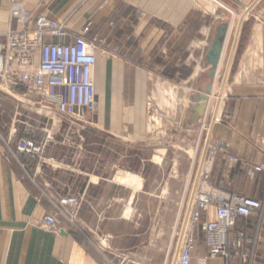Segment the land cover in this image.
I'll return each instance as SVG.
<instances>
[{
    "label": "crops",
    "instance_id": "0c3cea01",
    "mask_svg": "<svg viewBox=\"0 0 264 264\" xmlns=\"http://www.w3.org/2000/svg\"><path fill=\"white\" fill-rule=\"evenodd\" d=\"M221 2L226 10L234 11L232 17L226 14L224 21L218 23L223 13L215 14L217 24L207 26V17L197 16L192 0H0V39L12 30L22 31L29 26L12 18V3L21 5L32 23L41 15L64 23L69 32L68 42L89 26L87 37L99 41L95 80L100 86L102 107L93 124L101 125L110 135L111 131L122 130L124 137H128L132 136V122H136V118L130 117L135 108L163 100L165 59L173 68L174 64L179 66L180 58L186 54L194 59L197 47L207 54L218 27L227 24L212 83L216 88L220 82L225 94L208 117V128L210 142H225L229 150L228 154H216L210 184L225 193L264 202V0ZM198 35L203 37L199 39ZM210 69L201 65L198 73L206 75ZM208 84L209 81L206 88ZM46 118L0 117V264H111L112 260L118 263L124 258L127 264H170L171 255L175 256V227L184 212L186 217L192 201L184 209L165 206L168 195L163 193L162 183H142L138 175L129 172L119 183L136 186L143 191L136 197L153 203L149 213L141 210L139 224L131 225L123 219L122 207L112 203L125 197L131 200L132 194L123 195L111 189L114 183L96 174L95 168L82 169L78 162L70 166L62 161L48 167L43 184L37 182L20 162L9 156L4 138H31L40 131L45 135V128L50 126ZM121 121L123 125H119ZM231 156L239 163H231ZM255 167H260L261 172ZM102 172L105 174V170ZM146 186L153 192L146 190ZM67 195L84 197L88 206L81 211V222L92 233L111 237L108 251L101 252L70 228L59 233L45 225V217L53 211L48 196ZM173 198L167 201L175 202ZM131 212L129 207L127 218ZM204 219H215L214 208ZM235 230L246 233L252 259L217 258L208 259L206 264H264V208L248 219H238ZM199 235L192 264L207 257L204 235Z\"/></svg>",
    "mask_w": 264,
    "mask_h": 264
},
{
    "label": "rangeland",
    "instance_id": "374dc122",
    "mask_svg": "<svg viewBox=\"0 0 264 264\" xmlns=\"http://www.w3.org/2000/svg\"><path fill=\"white\" fill-rule=\"evenodd\" d=\"M192 1L195 3L197 16L207 17V26L215 23V14L223 13L218 21L221 23L226 14L231 18L234 12L232 9L226 10L221 0ZM16 4L12 3V8ZM183 28L181 27V30ZM201 37L203 36L198 35L197 38L201 39ZM202 49L201 47L196 48L194 59H189L187 54L184 55L180 58L179 66L175 67L174 64L173 68L165 59L163 100L162 102L158 100L155 104L145 107L135 108V112H132L130 117L136 118V122H132L130 130L132 136L128 137H124L125 132L123 133L122 130L111 131L110 135L102 130L101 125L93 124V118L97 119L102 108L99 104L100 86L98 85L97 111L95 113L82 112L77 117L66 118L59 115L54 109L39 111L41 106L34 103L32 94L25 91L12 93L0 79V117H47L46 123L50 122V126L45 128L47 130L44 132L45 135L42 134L43 131H40L41 134H36L31 138L21 136L19 139L4 138L7 143L5 150L13 160L20 162L31 173L34 180L42 184L45 175L48 174V167L58 166L62 161L70 166H74L78 162L82 169L95 168L96 174H102L104 178L114 183L111 185V189L120 191L119 194L123 195L132 194L131 200L125 197L117 203H112L122 207L123 219L131 225H135L136 222L138 225L139 216L142 214L141 210L146 209L145 211L149 213L148 209L153 203H145L140 200V197H136L137 194L140 195L143 192L136 186L116 181L117 177L129 172L138 175L142 179V183L143 180L147 182L158 180L163 184V193L165 196L168 195L165 197L164 205L179 206L180 209H184L185 205L193 200L200 169L207 156L211 137V130L208 129V117L220 104L222 93L225 94L221 90L220 82H217V87L213 88L216 76L209 77L211 69L206 75L198 73L201 65L211 68L209 64L207 65L205 49ZM208 81V85L212 86L210 94H207L206 90ZM168 92L174 93L173 98L170 94L167 95ZM200 94L209 97L207 111L197 123L191 124V108L195 104L193 99ZM208 109L211 110L209 114ZM120 116H122V108L119 110ZM140 118L141 121H139ZM120 124L123 125L122 121L119 122ZM40 127H43V123ZM130 132L128 130V133ZM28 142L34 144L36 152L28 154L20 150ZM37 169H40L39 173H36ZM104 170L105 174L102 172ZM94 180L96 181V179ZM146 190L153 192L148 186H146ZM77 197L81 201V209L73 231L83 235L101 252L108 251L107 246L111 237L92 233L81 222V211L84 206H88V203L83 196L77 195ZM171 197H174L173 199L176 201L168 202L167 200ZM142 205L148 207L144 208ZM129 207L132 212L128 219ZM149 220L154 222V219ZM185 220L184 212L174 230L175 244ZM199 238L203 240L202 237ZM175 258L176 256L172 254L170 264L172 262L174 264Z\"/></svg>",
    "mask_w": 264,
    "mask_h": 264
},
{
    "label": "built area",
    "instance_id": "2783aa9c",
    "mask_svg": "<svg viewBox=\"0 0 264 264\" xmlns=\"http://www.w3.org/2000/svg\"><path fill=\"white\" fill-rule=\"evenodd\" d=\"M11 14L18 23L29 26L22 31H10L0 39L2 83L12 93L25 91L32 94L35 104L54 109L62 117L74 118L82 112L95 113L98 108L95 74L99 41L87 37L90 27H85L68 42L69 32L64 23L43 15L32 23L28 13L18 4L12 8ZM20 150L28 154L37 151L32 142ZM228 150L229 145L225 142H210L208 146L193 200L186 209V220L175 244L174 264H192L199 233L204 235L207 250V257L200 259L199 264H206L208 259L248 261L253 257L247 248L246 233L236 231L235 226L238 219L259 214L264 202L225 193L210 184L216 154H228ZM229 161L239 163L232 156ZM254 169L262 170L260 167ZM48 198L53 211L45 217V225L59 233L66 232L67 228L73 230L81 209L80 199L75 195ZM211 208H214L215 219L205 220ZM127 263L125 258L118 263L111 261V264Z\"/></svg>",
    "mask_w": 264,
    "mask_h": 264
},
{
    "label": "water",
    "instance_id": "95a60500",
    "mask_svg": "<svg viewBox=\"0 0 264 264\" xmlns=\"http://www.w3.org/2000/svg\"><path fill=\"white\" fill-rule=\"evenodd\" d=\"M228 31V25L227 24H221L216 32V35L214 37V40L211 44V48L206 54V59L208 61V64L211 66V71L209 72V77L214 78L216 71L219 66V62L221 59V54L223 51V46L226 40ZM212 86L208 85L206 90L207 94L211 93ZM193 101L195 104L192 106V115L190 122L191 124L197 123V121L204 117L207 111V104L209 101V97L203 94L198 95L197 97H194ZM66 234V233H64Z\"/></svg>",
    "mask_w": 264,
    "mask_h": 264
},
{
    "label": "bare ground",
    "instance_id": "6f19581e",
    "mask_svg": "<svg viewBox=\"0 0 264 264\" xmlns=\"http://www.w3.org/2000/svg\"><path fill=\"white\" fill-rule=\"evenodd\" d=\"M168 94H170L171 98H173L174 93H172V92H168L167 95H168ZM170 96H169V97H170ZM44 110H46V108H43V107H42V108H41V107L39 108V111H41V112H43ZM130 177H131V176H130ZM132 177L135 178V176H132ZM123 178H124V175H122L121 177L119 176V177L116 178V181H117V182H120L121 180H123ZM140 186H141V185H140ZM140 186H139V187H140Z\"/></svg>",
    "mask_w": 264,
    "mask_h": 264
}]
</instances>
